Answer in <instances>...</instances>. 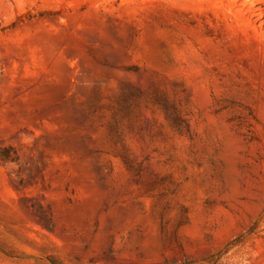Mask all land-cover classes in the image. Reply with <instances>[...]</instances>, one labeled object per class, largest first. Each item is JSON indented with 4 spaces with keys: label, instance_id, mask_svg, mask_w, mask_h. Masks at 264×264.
I'll return each instance as SVG.
<instances>
[{
    "label": "rangeland",
    "instance_id": "obj_1",
    "mask_svg": "<svg viewBox=\"0 0 264 264\" xmlns=\"http://www.w3.org/2000/svg\"><path fill=\"white\" fill-rule=\"evenodd\" d=\"M0 264H264V0H0Z\"/></svg>",
    "mask_w": 264,
    "mask_h": 264
}]
</instances>
